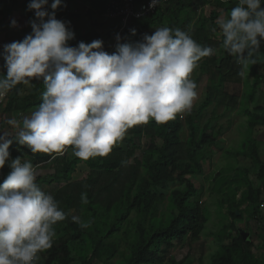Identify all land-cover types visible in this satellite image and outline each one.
<instances>
[{
  "label": "trees",
  "instance_id": "1",
  "mask_svg": "<svg viewBox=\"0 0 264 264\" xmlns=\"http://www.w3.org/2000/svg\"><path fill=\"white\" fill-rule=\"evenodd\" d=\"M72 1L63 0L55 10L56 18L66 22L75 33V38L68 42L70 46H78L81 41H104L105 32L112 43L104 46V50L111 54L116 51L117 35L121 37L120 43H135L149 30L168 26L189 32L201 46L213 48L214 53L199 61L200 73L195 82L200 87L205 76L206 91L197 109L185 113V118L178 115L163 124L150 120L130 128L123 141L107 156L82 160L66 150L63 155L52 158L45 153L34 154L26 146L13 142L10 159L19 156L22 162H32L37 170V184L51 193L67 214L65 220L54 225L53 245L39 254L36 264H164L165 255L173 247L184 242L191 247L202 237L208 215L204 204L193 199L198 188L190 177L204 174V165L213 157L212 148L220 145L224 126L219 122L223 115L218 109L242 107L246 92L239 98L226 92L225 84L249 85L247 101L250 104L264 96V88L260 87L264 85V76L259 73L264 70V41L254 56L256 62L241 75L236 59L222 48L218 31H212L217 27V17L230 12L238 0L227 3L224 0H159L152 14L133 20L122 30L121 17L106 16L114 13V0H79L75 10L70 9ZM30 2L0 0V34L10 27L21 33L19 41L31 34L30 21L36 18L35 10H28ZM85 2L89 5L85 6ZM117 4L119 1L114 5ZM13 5L20 7L14 10ZM17 10L21 14H14ZM7 17H11L9 26L5 25ZM13 19L18 22L15 27L11 24ZM132 29L136 30L134 35ZM0 53H3L1 48ZM0 62V73H6L2 55ZM250 75L253 76L251 83ZM44 91L42 81L14 88L0 102V131L14 135L7 120L30 115L42 103ZM263 98V103L257 104L254 111L250 107L241 110L248 115L249 132L233 156L248 159L252 169L241 167L237 173L226 175L218 171L210 177L209 187L220 195L218 205L226 209L225 214L231 220L211 234L215 235V251L207 264H264V223L259 234L250 228L249 239L244 240L235 222L243 220L245 213L248 223L257 220L264 209V156L261 155L264 142L254 137L264 127ZM210 107L211 114L207 117ZM185 129L187 137L183 138ZM83 162L88 172L80 179H73L77 166ZM10 171L6 162L0 169V183ZM81 193H87V204L81 203ZM166 200L169 203L166 210L158 215ZM73 216L90 221V226L81 228ZM184 263L183 259L176 261L174 255L169 257V264Z\"/></svg>",
  "mask_w": 264,
  "mask_h": 264
},
{
  "label": "clouds",
  "instance_id": "2",
  "mask_svg": "<svg viewBox=\"0 0 264 264\" xmlns=\"http://www.w3.org/2000/svg\"><path fill=\"white\" fill-rule=\"evenodd\" d=\"M62 2L54 0L50 12L45 8L49 0H31L28 10H35L36 18L30 21L31 34L5 44L0 53L6 68L0 73V102L21 84L42 81L45 88L36 110L7 120L14 135L0 131V169L6 162L11 168L0 183V264H36L39 254L53 245L54 225L67 215L37 184L32 162L10 159L13 142L52 158L69 148L82 160L107 156L130 128L150 120L163 124L189 113L198 98L192 74L202 58L214 53L189 32L168 26L135 43H120L117 35L111 54L100 39L70 46L75 33L56 18ZM158 3L152 0L150 7ZM11 24L18 22L13 19ZM215 25L212 31H218L222 48L244 75L264 41V0H238ZM88 202L87 193H81V203ZM72 219L81 228L91 223Z\"/></svg>",
  "mask_w": 264,
  "mask_h": 264
},
{
  "label": "rangeland",
  "instance_id": "3",
  "mask_svg": "<svg viewBox=\"0 0 264 264\" xmlns=\"http://www.w3.org/2000/svg\"><path fill=\"white\" fill-rule=\"evenodd\" d=\"M22 1V0H19ZM79 0H73L70 4V9L75 10L76 3ZM54 0H49V4L45 6V8L48 11H51V3H53ZM89 2V1H88ZM85 2V6H88L89 3ZM20 6L13 5V9H19ZM18 11V10H17ZM15 11L16 15L21 14V12ZM97 18V17H95ZM101 20V18H98ZM11 20V17H7L5 22H8ZM158 28V27H157ZM6 30V29H5ZM5 30L0 35V47L4 50V45L6 43H11L15 41H19L20 36L15 31L13 34L6 35ZM155 31V28L149 30L146 34H153ZM6 35V36H4ZM108 33L103 34V38H105L104 45L107 46L110 44V40L107 38ZM108 39V40H107ZM112 43V42H111ZM200 63V62H199ZM250 65V64H249ZM2 67V63L0 62V69ZM200 64L197 67V69L192 74V79L195 81L198 77V74L200 73L199 70ZM259 73H261L264 76V70H260ZM203 82L200 83V87L197 85V92H198V98L194 103L193 110L197 109L199 104L205 99V91H206V77H203ZM253 80V76L250 75L249 81ZM260 87L264 88L263 84H260ZM249 85L244 86L242 83H227L225 84L224 90L230 94H233L239 98L242 97V95L245 94L244 99L242 100V107L239 109V107L236 108H230V110H226L223 108L218 109V113L222 114L223 117L219 119V122L221 125L224 126L222 131V136L220 137V145L217 148H212L213 157L210 161V163H206L204 165V174L199 176H192L190 179L195 183L196 187L198 188L197 195L193 198L196 201H199L201 204H204L206 214L208 215V221L206 223V228L202 233L201 239L192 244L191 247H189L184 242L183 244H178L176 247H173L170 252H168L165 255V263L169 264V257L170 255H174L176 258V261H181L182 259L185 260L184 264H207V261L210 259L212 253L215 251V246L213 244L214 242V236L211 234L217 233V230L220 228L221 224L224 222H227L228 220H231L229 217L227 218L226 209L220 207L218 205V201L221 198L220 195H218L216 192H213L212 189L209 187V181L210 177L217 173L218 171H222L224 175L231 174V173H237L239 170H241V167H249L251 168V162H249L248 159L244 157L234 158L233 156L236 155V152L241 147L242 143L245 141L246 137L248 136L249 128L247 126V119L248 115H246L244 112H241L243 108L254 109V107L257 104H262L263 102L261 99L264 96H261L258 102L249 103L248 100V94L250 92ZM264 101V98H263ZM212 107L209 108L207 117L211 114ZM254 111V110H252ZM27 115V114H26ZM24 115V116H26ZM185 118V114L182 116ZM182 137H187V129L183 130ZM254 137L264 142V127H260V130H258ZM119 144V143H118ZM69 153L72 154L71 148H69ZM73 155V154H72ZM261 155L264 156V147L261 150ZM85 164V163H84ZM86 165V164H85ZM252 169V168H251ZM250 169V170H251ZM40 172V171H39ZM88 172L87 166H81L79 165L76 169V172L73 174V179H80ZM41 173H43L41 171ZM168 201L166 200L162 206L159 208V214H161L162 211H165L168 206ZM241 208H244L242 206ZM264 209L261 211V213L257 216V220H251L249 223L246 220L247 214H244L243 220L235 221L236 225L238 226V229H243L245 231H249L251 228V231L260 233V229L262 228V224L264 223ZM131 216L130 218H132ZM229 222V221H228ZM249 224V227H248ZM250 231V232H251ZM249 232V234H250ZM258 242V241H256ZM126 243L123 244L122 248H124Z\"/></svg>",
  "mask_w": 264,
  "mask_h": 264
},
{
  "label": "built area",
  "instance_id": "4",
  "mask_svg": "<svg viewBox=\"0 0 264 264\" xmlns=\"http://www.w3.org/2000/svg\"><path fill=\"white\" fill-rule=\"evenodd\" d=\"M119 1V4L114 5ZM152 0H139V2H135V0H114L112 5L114 6V13H109L111 17H121L122 18V27H125L128 22L143 19L148 15L152 14L155 11L156 7H150Z\"/></svg>",
  "mask_w": 264,
  "mask_h": 264
},
{
  "label": "crops",
  "instance_id": "5",
  "mask_svg": "<svg viewBox=\"0 0 264 264\" xmlns=\"http://www.w3.org/2000/svg\"><path fill=\"white\" fill-rule=\"evenodd\" d=\"M17 12H19V11H17ZM16 13V12H15ZM9 24H10V21H8V22H5V25H8L9 26ZM17 32L18 33V35L21 37V33L19 32V31H17V30H14V29H11V27L10 28H6V30H5V32H6V35H10V34H13L14 32ZM1 35V34H0ZM6 35H4V36H6ZM20 40V39H19ZM1 47V46H0ZM3 47V46H2ZM1 47V48H2ZM68 151H70V149H67ZM28 160V159H27ZM79 165H81V166H87V165H85L84 164V162L83 163H80ZM78 165V166H79ZM78 166H77V168H78Z\"/></svg>",
  "mask_w": 264,
  "mask_h": 264
},
{
  "label": "water",
  "instance_id": "6",
  "mask_svg": "<svg viewBox=\"0 0 264 264\" xmlns=\"http://www.w3.org/2000/svg\"><path fill=\"white\" fill-rule=\"evenodd\" d=\"M236 214H239V211H236ZM240 234L242 235V237L244 238V240H248L249 239V232L243 230V229H239Z\"/></svg>",
  "mask_w": 264,
  "mask_h": 264
}]
</instances>
